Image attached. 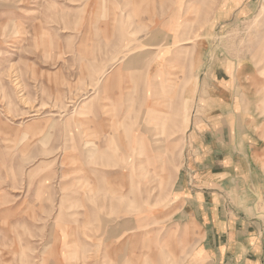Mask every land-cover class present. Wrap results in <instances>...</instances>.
<instances>
[{
  "label": "rangeland",
  "instance_id": "1",
  "mask_svg": "<svg viewBox=\"0 0 264 264\" xmlns=\"http://www.w3.org/2000/svg\"><path fill=\"white\" fill-rule=\"evenodd\" d=\"M252 2L0 0V264H206L179 197L211 95L264 123Z\"/></svg>",
  "mask_w": 264,
  "mask_h": 264
},
{
  "label": "crops",
  "instance_id": "2",
  "mask_svg": "<svg viewBox=\"0 0 264 264\" xmlns=\"http://www.w3.org/2000/svg\"><path fill=\"white\" fill-rule=\"evenodd\" d=\"M252 1L217 0L214 23L224 27L236 17L251 16ZM233 100L227 94L211 95L212 121L198 116L199 123L210 125H197L194 131L199 157L195 166L200 170L191 183L200 187L192 194L181 183L184 195L179 201L185 222L199 229V251L206 264H264V123L255 115H235L224 104ZM241 118H248L245 125Z\"/></svg>",
  "mask_w": 264,
  "mask_h": 264
}]
</instances>
